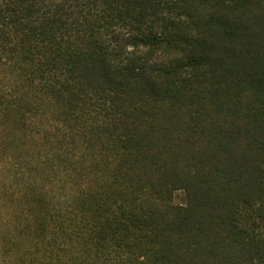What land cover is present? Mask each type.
<instances>
[{
	"label": "trees",
	"instance_id": "obj_1",
	"mask_svg": "<svg viewBox=\"0 0 264 264\" xmlns=\"http://www.w3.org/2000/svg\"><path fill=\"white\" fill-rule=\"evenodd\" d=\"M0 264H264V0H0Z\"/></svg>",
	"mask_w": 264,
	"mask_h": 264
},
{
	"label": "rangeland",
	"instance_id": "obj_2",
	"mask_svg": "<svg viewBox=\"0 0 264 264\" xmlns=\"http://www.w3.org/2000/svg\"><path fill=\"white\" fill-rule=\"evenodd\" d=\"M184 201V194L183 192H178L175 196V202L181 203Z\"/></svg>",
	"mask_w": 264,
	"mask_h": 264
}]
</instances>
